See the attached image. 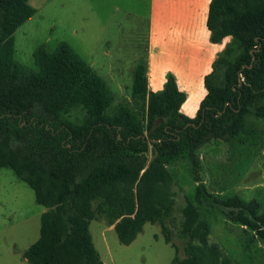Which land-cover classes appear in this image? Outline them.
<instances>
[{"label":"trees","instance_id":"obj_1","mask_svg":"<svg viewBox=\"0 0 264 264\" xmlns=\"http://www.w3.org/2000/svg\"><path fill=\"white\" fill-rule=\"evenodd\" d=\"M35 13L30 0H0V169L11 168L45 208L39 238L23 254L29 264H104L90 231L99 218L126 245L146 223L160 224L176 250L171 264H236L209 240V207L264 239L259 201L213 193L198 155L213 140L226 142L231 157L257 145L247 117L264 122V0L210 1L206 26L222 48L193 116L183 111L187 96L174 75L162 91L149 90L144 63L133 75L137 108L114 106L107 81L67 42L39 45L35 69L20 64L14 33ZM77 107L85 112L81 122L65 118ZM181 160L191 164L197 187L177 222L179 180L168 166Z\"/></svg>","mask_w":264,"mask_h":264},{"label":"rangeland","instance_id":"obj_2","mask_svg":"<svg viewBox=\"0 0 264 264\" xmlns=\"http://www.w3.org/2000/svg\"><path fill=\"white\" fill-rule=\"evenodd\" d=\"M151 1L30 0L36 13L14 33V59L35 69L34 52L39 45L55 49L60 42H67L107 81L115 95L114 106L128 103L137 108V102L132 97L133 75L137 65L144 63L148 66L149 32L153 20ZM180 1L170 0L169 5L165 3L164 19L168 26L179 16L186 15L182 4H178ZM190 14L198 19L195 28L198 36H190L192 40L186 49L189 56L184 57L186 52H176L175 44L168 43L172 33L168 34L163 53L154 56L161 58L160 66L164 73L156 75L155 85L149 90L162 91L163 80L169 74L174 75L179 88L187 96L183 111L193 116L206 93L203 83V70L206 68L202 59L204 53L192 46L193 39L199 43L197 38L202 32L200 25L204 12L199 6L196 12ZM157 21L155 11V33ZM155 36L156 50L158 36ZM187 38L181 36L179 41L183 43ZM225 41H230V38ZM218 46L217 53L221 51L222 44ZM169 54L175 55L170 57ZM65 118L81 122L85 112L77 107ZM247 123L258 135L257 145L248 144L234 157H231L224 141L213 140L203 145L198 150L201 175L213 193L224 198L239 195L245 201L257 199L260 211L264 213V122L250 115ZM168 167L179 180L174 187L177 194L175 215L179 222L180 208L186 198L194 200L197 183L192 178V167L188 161L181 160ZM44 210L37 203L34 190L25 181L11 168L0 169V264H29L23 254L39 238L40 218ZM206 218L211 228L209 240L218 244L236 264H264V239L254 237L251 229L230 220L217 208L209 207ZM172 229L173 241L178 244L179 255L183 257V240L178 236V228L172 226ZM90 231L104 264H171L176 255L175 248L165 241L158 223H146L128 245L120 242L114 226L108 225L104 218L92 220Z\"/></svg>","mask_w":264,"mask_h":264},{"label":"crops","instance_id":"obj_3","mask_svg":"<svg viewBox=\"0 0 264 264\" xmlns=\"http://www.w3.org/2000/svg\"><path fill=\"white\" fill-rule=\"evenodd\" d=\"M168 1L170 0H166V2L165 0H152L151 1V11H152L151 13H152L153 20H152L150 32H149L150 47H149V53H148V58H147L148 59L147 75H148L149 87L151 88H153L152 86L155 85L154 79L156 78V75L159 76L160 74L164 73L163 68L160 66L161 58H158V57L154 58V56L155 54L159 55L163 53L165 44L166 42H168V39H167L168 34L172 33L171 35L172 39L168 43L175 44L174 46L172 44L171 45L174 47L176 52H182V53L186 52L184 57L189 56V51H186V49H187V45L192 40L190 39V36H194L195 38L198 36L197 30H195L198 19L196 18V15H191L190 12L192 11L196 12L199 6L200 8H202V11L204 12V19L201 20V25H200V31L202 32L200 33L201 35H199V37L197 38L199 39V43L193 39L192 46H196L200 51H202V53H204L202 56V59L204 60V67L206 68L203 70L204 75H206L210 71L212 62L217 55L216 49L219 48L218 46L219 44H215L211 41L210 33L206 26L207 11H208V6L211 0H184L185 4L181 0L178 4H182L181 8L183 10H186V15L179 16L180 18L174 21L172 23L173 25L171 24V26H168L167 22L164 19L165 11H166L165 3L168 4ZM186 5L188 6L186 7ZM155 11H157V14H158L156 33H155L156 23L154 24ZM169 27H171L170 28L171 31H169ZM155 34H157L158 36V41L156 42L157 43L156 50L154 49V43H155V37H156ZM181 36L189 37V39L187 38L185 42L181 43L179 41ZM161 40H162V43H161ZM169 55L171 57L172 55H175V54H169ZM197 67H198V64L196 65V68ZM160 69L162 71H160ZM186 75H189V74L187 73ZM166 79L167 78L163 80V83L166 82ZM203 83H204V78H203Z\"/></svg>","mask_w":264,"mask_h":264},{"label":"water","instance_id":"obj_4","mask_svg":"<svg viewBox=\"0 0 264 264\" xmlns=\"http://www.w3.org/2000/svg\"><path fill=\"white\" fill-rule=\"evenodd\" d=\"M255 59V57H253V60Z\"/></svg>","mask_w":264,"mask_h":264}]
</instances>
